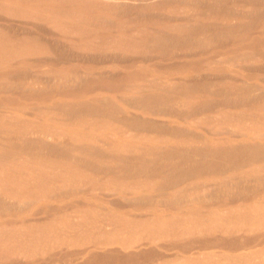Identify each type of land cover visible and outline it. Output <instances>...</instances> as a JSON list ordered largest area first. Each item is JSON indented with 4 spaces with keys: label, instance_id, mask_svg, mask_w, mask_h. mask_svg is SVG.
Listing matches in <instances>:
<instances>
[{
    "label": "bare ground",
    "instance_id": "obj_1",
    "mask_svg": "<svg viewBox=\"0 0 264 264\" xmlns=\"http://www.w3.org/2000/svg\"><path fill=\"white\" fill-rule=\"evenodd\" d=\"M263 32L264 0H0V214L40 215L0 261L264 264V85L151 71L263 69Z\"/></svg>",
    "mask_w": 264,
    "mask_h": 264
},
{
    "label": "rangeland",
    "instance_id": "obj_2",
    "mask_svg": "<svg viewBox=\"0 0 264 264\" xmlns=\"http://www.w3.org/2000/svg\"><path fill=\"white\" fill-rule=\"evenodd\" d=\"M230 20V19H229ZM261 37L264 39V32L261 34ZM252 39V37H249L248 39H247V41H249V40H251ZM260 40H261V38H260ZM244 42H246V41H244ZM226 48H228V47H226ZM226 48H224V47H222V48H220L219 50L221 51H225L226 50ZM210 55H213V52H210L209 53ZM209 54H204L203 56H208ZM214 65H215V68L214 69H216L215 71H213V70H205V69H200L199 71H195V72H192V73H190V71L189 70H182V71H178V70H175V69H152L153 67L152 66H148L147 67V69H152L151 71L153 72V73H155V74H159V75H163V76H169L171 79H176L177 78V76H180V75H182V76H189L188 77V79H190V76H191V79L193 78V77H195V75L197 74V76H196V78H194V79H197V80H206L207 78V80H220V79H222V78H226V79H230V76H228L227 74H229V75H239V76H243V75H248V76H250V82H252L253 84H255V83H258V84H261V85H264V68L263 69H256V67L257 68H259V66L258 65H256V67L254 68V70L253 69H249V67H250V64L248 65V68L247 69H245V68H243V67H237L236 65L237 64H235V63H230V62H228V63H226V64H224V63H222V64H220V63H214ZM50 66H52L51 64H46V65H43L42 67H50ZM216 66H218V67H216ZM252 66V65H251ZM255 66V65H254ZM113 69H115V70H124L125 68H124V66H122V65H117V66H111ZM236 68L238 69V70H236ZM210 71V72H209ZM181 73V74H180ZM209 73H214V74H209ZM192 74V75H191ZM194 74V75H193ZM205 74V76H203ZM172 75V76H171ZM200 76H201V79H198V78H200ZM213 76V77H212ZM224 76V77H223ZM211 77H212V79H211ZM222 77V78H221ZM228 77V78H227ZM90 94H93V93H90ZM95 94H97V95H99V96H101V97H105L106 96V98H108V97H110L111 96V93H105L104 91H102V90H99V91H97ZM94 94V95H95ZM34 100H31V99H26V100H22L21 102H25V103H31L32 104V102H33ZM35 102V101H34ZM240 107V109H242L243 107L242 106H239ZM230 108V107H229ZM131 110L135 113V112H138V113H143L141 110H139V109H136V108H131ZM219 111V109L216 111L215 110V113L216 112H218ZM208 113H210V112H202V113H199V114H195V115H192V116H190V117H184V116H182V115H179V114H175V115H163V114H161V115H155V114H145V117L146 118H148V119H152V121H163V122H165V121H174L175 123H177V124H179V125H184V126H188V127H191V129H197V130H199V131H204V129L202 128V127H194V126H192L191 124H193L192 122H196V120H200L201 119V117H205L206 116V114H208ZM212 114H213V112H212ZM201 116V117H200ZM194 117H196V118H194ZM199 117V118H198ZM211 137H214V138H220V139H222V138H233V139H238V140H241V139H244V138H246V136L245 135H242V136H240V135H235V134H233V133H229V132H218V133H214V134H211L210 135ZM80 193H82V191H80ZM95 195L97 194L96 192L94 193ZM96 200H97V202L98 203H100V204H106L107 202H106V200H104V199H101L100 197H98V196H96ZM65 200L66 201H68V200H70V198H65ZM198 202V201H197ZM208 202H210L209 200H208ZM242 202V201H241ZM199 203V202H198ZM239 204H242V203H240V201L239 200H235V201H233V202H231L230 203V206H233V205H239ZM220 206H223V203H217V204H208V206H207V208L208 209H215V208H218L219 207V209H223V207L221 208ZM228 206V205H227ZM157 208H161L160 206L159 207H157ZM24 209V208H23ZM20 210V209H17V210H19L17 213H8V214H0V223L1 222H6V221H10V220H12L14 217L15 218H20V219H24L25 220V224H27V225H29V224H31V223H33V222H35V220L40 216L39 214H36V213H33V212H30V211H25V210ZM195 239V238H194ZM191 240H193V239H191ZM262 241H256L255 242V244H256V246L254 247V248H256V247H263L264 246V242L263 243H261ZM195 245V246H194ZM163 252H168V253H175V252H179V251H185V250H189L190 249V246L191 247H196V246H198L197 244H190L189 245V247H188V245H181V246H178V247H171V248H165V247H162V246H160V245H157ZM213 246V245H212ZM195 250H198V249H196V248H193V250L191 251V252H189L188 254H192V253H194V251ZM205 250H208V251H211V250H220V248L219 247H211V248H209V249H205ZM88 256V253H84V254H82V256H81V259L83 258H86ZM57 258H60L61 259V261H59V262H61V264L63 263V264H71V263H73L74 261H75V259H71V258H67L66 259V261L65 262H62V254L61 255H57ZM7 261V263H8V260H5L4 262H6ZM69 262H71V263H69ZM9 263H10V261H9ZM0 264H3V262L2 261H0ZM17 264V263H16Z\"/></svg>",
    "mask_w": 264,
    "mask_h": 264
}]
</instances>
